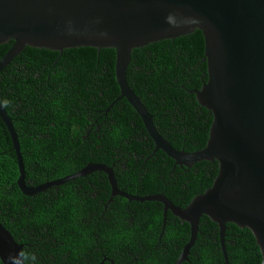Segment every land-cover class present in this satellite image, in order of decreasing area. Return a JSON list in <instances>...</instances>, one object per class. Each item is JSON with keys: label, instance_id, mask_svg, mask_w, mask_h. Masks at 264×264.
<instances>
[{"label": "water", "instance_id": "95a60500", "mask_svg": "<svg viewBox=\"0 0 264 264\" xmlns=\"http://www.w3.org/2000/svg\"><path fill=\"white\" fill-rule=\"evenodd\" d=\"M194 29L203 41L205 80L193 93L211 120L204 146L190 152L173 148L155 130L151 115L128 87L125 71L130 51L149 43L173 39ZM11 45L0 58V70L24 46L58 52L76 47L110 48L118 95L139 116L153 150L173 164L188 167L199 161L216 162L209 187L180 207L162 194L145 197L162 203L188 225V238L173 264L186 259L197 234L198 219L208 217L217 226L219 250L227 264L225 223L247 228L264 264V0H0V44ZM16 160L15 184L22 195L33 196L51 185L101 170L110 196L122 194L111 169L87 163L79 171L36 186L24 181L17 136L0 104ZM162 219V227H163ZM22 245L0 223V263L25 264Z\"/></svg>", "mask_w": 264, "mask_h": 264}, {"label": "trees", "instance_id": "16d2710c", "mask_svg": "<svg viewBox=\"0 0 264 264\" xmlns=\"http://www.w3.org/2000/svg\"><path fill=\"white\" fill-rule=\"evenodd\" d=\"M10 45L11 41L0 44V58ZM202 56V37L200 32L194 29L183 36L133 48L125 71L128 87L151 115L157 133L173 148L185 152L204 146L211 120L208 111L200 107L193 93L189 92L191 89H198L201 81L205 80V63L202 61ZM113 62L114 52L110 48L99 50L92 47L68 48L63 49L58 56L56 51L24 46L0 70V104L7 116L15 119L12 123L14 122L18 131L15 133L25 182H32L30 185L39 184L42 181L43 169L67 167L68 160L83 145L86 146L84 150L87 155L84 159L92 161L90 156H94L97 151L95 147L92 148L93 145L89 148L84 142L60 139L21 140L19 135L22 131H19L18 124L20 122L27 125L28 121L33 130L31 134L41 136L46 133L42 124H54L55 130H58L63 121L77 115L75 107L72 106L76 100L66 89V82L64 83L65 78L75 72L78 73L76 77L79 85L78 83L74 85L80 87L77 89L80 93L78 101L86 104L84 110L92 111L95 107L90 103V89L86 92L85 88L93 84L91 83L93 77L112 80L113 91L110 94L112 99L118 93ZM19 101L23 106L15 105ZM97 101L102 102L97 107L99 111L108 103L107 100L102 99ZM123 103L130 117L129 135L148 138L139 116L127 102ZM135 140L129 138L126 141H114L112 144L114 150L124 152L121 160L129 158L127 165L138 171L141 161L137 162L132 158L133 151L142 154L144 151L141 150L147 147L148 151L143 155H148L152 144L149 138L146 140L143 138V145L134 148ZM106 145L108 146L107 143H103L102 150ZM159 156L165 155L159 151ZM216 169L215 161L212 163L199 161L190 168V172H182V177H179L176 183V194L173 198L166 192L164 195L174 204L183 207L191 197L209 187ZM31 172L36 173V176H32ZM160 173L166 174L163 170ZM16 177V160L2 124L0 125V223L12 238L22 245L20 254L24 263L28 264L25 260L29 250L30 254L34 251L39 253L38 246L47 248L60 245L58 223L44 218L43 215H56V210L64 209L66 206L52 197L42 196V193L33 196L22 195L15 184ZM154 181V177L149 175L144 183L151 189ZM14 214L21 217L13 220ZM151 225L155 227L153 229L158 235L169 228L164 221L162 227L160 212L156 213ZM178 227L180 231L178 236L181 234L183 238L177 244L180 246L188 238V225L183 222ZM113 242L117 243L118 240L113 238ZM224 247L227 264H261L259 250L247 228H238L232 223H225ZM190 251L194 254L196 264H223L217 226L206 216L198 219L197 234ZM53 252L57 253L55 249L51 250V253ZM52 263L47 261L46 264Z\"/></svg>", "mask_w": 264, "mask_h": 264}, {"label": "flooded vegetation", "instance_id": "af4514ba", "mask_svg": "<svg viewBox=\"0 0 264 264\" xmlns=\"http://www.w3.org/2000/svg\"><path fill=\"white\" fill-rule=\"evenodd\" d=\"M77 75L78 73L75 72L64 80V83L67 84L66 89L76 100L72 106L75 107L77 115L63 121L58 130H55L54 124H42L46 133L41 136L31 134L33 130L28 121L27 125L19 122L18 129L22 131L19 137L21 140L41 138L84 142L89 148L93 145L92 148L95 147L97 150L96 154L90 156L92 161L85 160L84 157L87 155H85L86 150L84 149L86 146L83 145L68 160L67 167L58 166L47 170L43 169L42 181L39 184L73 174L87 163L103 164L111 169L117 189L132 199H127L120 194H114L109 199L110 186L106 174L101 170H92L38 192L42 193V196L52 197L60 203L63 202L66 206L64 209L56 210V215H43L44 218L58 223L61 243L56 247L38 246L39 253L34 251L30 254L29 250L25 261L28 264H46L47 261L53 262L52 264H173L185 243L177 245L183 240L181 234L178 236L180 233L178 226L183 222H178L177 217L168 210L163 214L161 202L147 200L145 197L160 193L173 203L168 196L164 195V192L173 198L176 194V183L179 177H182V172H190V168L195 163L188 167L173 164V160L162 151L153 150L154 144L147 135L151 141L152 149L148 155H143L145 151H148L147 147L141 150L144 151L142 154L133 151L132 158L137 162L141 161V165L138 171L132 169V166L127 165L130 159H122V161L124 152L114 150L112 143L126 141L129 138L136 139L133 144L135 148L143 145V138L145 140L148 138L129 135L130 117L123 98L109 106L118 95L117 93L111 99L110 94L113 91L111 79L93 77L91 81L93 84L85 88L86 92L90 89V103L95 107L92 111L84 110L83 107L86 104L78 101L80 93L77 89L80 87L74 85V83L79 85ZM98 99L108 102L101 111L97 109L99 103H102L98 102ZM15 105L23 106V103L19 101ZM10 121L14 131L18 132L14 122L12 123L15 119L11 117ZM0 125H2L1 121ZM103 143L108 144L104 150H102ZM159 151L165 156H159ZM162 161L163 163H161ZM161 170L166 174L161 175ZM31 173L32 176H36V173ZM149 175L153 176L155 180L151 189L144 183ZM25 183L29 186L39 185H30L32 182L28 181ZM158 212H160L161 220L164 219L166 226H169L160 235L151 225ZM20 217L21 215L14 214L13 220H18ZM113 238L118 242H113ZM190 248L191 246L186 259L179 264H196ZM52 249H55L57 253H51ZM48 251L50 252L47 253Z\"/></svg>", "mask_w": 264, "mask_h": 264}, {"label": "clouds", "instance_id": "9594fccd", "mask_svg": "<svg viewBox=\"0 0 264 264\" xmlns=\"http://www.w3.org/2000/svg\"><path fill=\"white\" fill-rule=\"evenodd\" d=\"M32 259L34 260L35 258L33 257Z\"/></svg>", "mask_w": 264, "mask_h": 264}]
</instances>
